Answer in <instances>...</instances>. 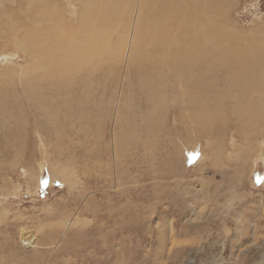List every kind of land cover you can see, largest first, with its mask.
Segmentation results:
<instances>
[{
	"label": "rangeland",
	"instance_id": "1",
	"mask_svg": "<svg viewBox=\"0 0 264 264\" xmlns=\"http://www.w3.org/2000/svg\"><path fill=\"white\" fill-rule=\"evenodd\" d=\"M43 2L0 0V29L22 26L12 44L0 37V264H264V102L252 78L264 81V0H195L207 5L196 24L218 17L226 68L216 30L202 29L211 54L192 52L164 80L150 53L167 12L142 21L126 63L115 37L122 4L136 0H91L78 12L91 19L82 52L95 54L96 37L105 50L78 69L44 59L41 44L40 60L20 52L37 45L21 35ZM186 63L204 96L178 109L172 78Z\"/></svg>",
	"mask_w": 264,
	"mask_h": 264
},
{
	"label": "bare ground",
	"instance_id": "2",
	"mask_svg": "<svg viewBox=\"0 0 264 264\" xmlns=\"http://www.w3.org/2000/svg\"><path fill=\"white\" fill-rule=\"evenodd\" d=\"M43 1L44 2L41 4L42 8L40 6L39 7L40 10H36L35 11L36 13L30 15L31 18H28L29 21L32 22L33 27L36 28L38 26L37 29L34 30L31 28L32 30L31 32L29 29L23 30V33L21 35L22 39L24 40L34 39L37 45L35 48L31 49L29 46H25L24 43V45L20 47V52H22V54L26 55L27 57L30 56L32 58H35L33 61L40 60V58L37 57H40V44H41L43 46L44 59H46V57L51 58L53 55H57L59 57H72L77 61L78 69L81 67L80 65L83 66L88 65L91 58L94 59L100 58V56L105 50L103 46V44H105L104 37H96V39H92L91 41H89L90 44L96 45V52L94 55H92L91 52L87 55V50L88 48L90 49L89 46L86 49V51L82 52L83 45L86 46L83 38L86 35H89V33L92 32V29H91V19L87 15V12H85L84 17L80 16L78 12L81 11L80 9L82 7H84L85 10L87 11L88 8L90 7L89 3L91 0H72V2L68 5L67 8H64L65 6L63 7L65 11L62 10V5L60 3V0H43ZM209 1L213 2L215 0H209ZM203 2L205 3L207 2V0H203ZM1 3L4 2L1 1ZM29 5L31 4L29 3ZM203 7L207 8V5L204 4V6L200 7L199 9H196L195 0H136V2L133 5L131 3H123L119 16V27L115 37L116 48L119 47L123 49V52L121 51L123 55L121 58L123 60H126L127 63L132 45L134 44V40L137 37L136 32L138 31L139 28H144V24L142 23V21L143 20L146 21L147 19H150L149 17L152 16L153 13L167 12L168 14L161 19L162 20L161 24L163 26L160 27L159 29V32L162 34L161 37L164 38L165 40L155 41L153 43L152 51L150 53V56L155 60L157 66L156 69L154 70L156 78H157V74L161 72V80L166 79L168 68L175 71L176 68L181 64L182 60L189 58L192 52L202 57L204 55V50L207 51L209 54H211V50H212V52L218 56L216 57L218 65H222L224 68H226L225 60H224L226 56L219 57L221 54L219 52L218 44H217L218 37L220 34L218 17L215 15H211L210 16L211 19H215V21L214 20L210 21L207 26H204L203 24L198 25L194 21H192L196 13L206 12V8L204 9ZM163 8H166V10L159 12ZM8 9L3 7L2 14H6ZM27 9H30V6ZM45 15H49L50 21L54 23H49L44 28L40 29L42 18ZM50 15H52L54 19H52ZM1 19H2V15H0V20ZM7 21L9 22L10 25H8ZM7 21L4 20V27L3 29H0V37L1 38L3 37V39L9 41V44L10 43L12 44L13 40L18 35H20V30L18 28L22 26H19L18 22L15 23L13 20L8 19ZM7 25L8 28H6ZM202 29L216 30V32L208 33V37L211 41L209 43H212L211 50L208 47H206L204 44L205 33H202L201 31ZM85 40L87 41V38H85ZM246 43L248 44V42ZM249 44H253V43L249 42ZM140 50H144V48L140 47ZM235 52L236 51L234 49L232 54ZM253 55L255 54H252V56ZM84 56L87 57L88 59L87 62L81 61V59H83ZM261 56L263 57L264 54H261ZM212 64L209 66L215 67ZM227 66H228L226 72L227 75L229 74V76H231L233 74L236 75L237 77H242L244 75L239 71H238L239 73L236 72V68L229 65ZM186 67H190V66L186 63L185 66L180 68L179 75H176L172 78L173 81L180 83V87L183 91V96L178 97L177 101L175 102V105L173 106V107H177L178 109L180 108L177 105L183 104L187 100H192L204 96V94H202L200 91L192 90L193 84L194 83L199 84V82L202 81L203 79L201 78V76L193 74L192 69H187ZM258 77H259L258 79L255 78L254 76L252 78L253 80L256 81L255 83L256 90L263 95L261 101L262 104V102H264V81H260L261 78L260 76ZM242 80L243 79H241L240 81L241 88H239L238 91L247 90V86H244ZM88 81L89 80L87 79L86 84L82 86L81 88L82 92L83 91L85 92V90L88 91ZM238 81L235 80L232 84H230L229 87L233 88ZM168 82H169V88H167V91L169 92V89L174 88V85L170 81V79H168ZM156 87H160V86L156 85ZM226 88L228 89V87ZM238 91L231 90L230 92L232 94L231 95V97L233 98L232 100L236 104L235 108L238 107L237 103L238 101L241 100V98H239ZM220 92L221 95L223 96L224 90L220 88ZM45 100L47 99L45 98ZM165 103H166L165 105L167 106L168 102L165 101ZM52 115H50V117H52ZM209 123H211V120L207 121L200 127L203 128ZM207 135L211 136V134H207ZM261 145L264 146V140L261 142ZM58 166L54 164L53 171H55L58 168ZM41 168L42 166L40 167V170ZM70 175L72 177H75L74 173L69 174L68 175L69 178L71 177ZM37 179L39 181V174ZM205 206L206 205H204V207Z\"/></svg>",
	"mask_w": 264,
	"mask_h": 264
}]
</instances>
